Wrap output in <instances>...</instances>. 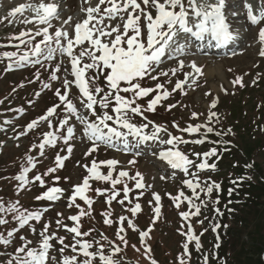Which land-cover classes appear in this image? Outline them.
Returning a JSON list of instances; mask_svg holds the SVG:
<instances>
[{
    "label": "rangeland",
    "instance_id": "obj_1",
    "mask_svg": "<svg viewBox=\"0 0 264 264\" xmlns=\"http://www.w3.org/2000/svg\"><path fill=\"white\" fill-rule=\"evenodd\" d=\"M40 2H32V4L38 5ZM98 2L99 0H60L56 5L62 7L63 13L70 15V21L75 22L76 18L84 11V9L83 11L80 9V5L87 9L89 6H96ZM249 2L252 3L254 11L264 7V0H226L225 12L230 13L228 17H234L232 15L234 12L238 13L235 15L236 17L229 18L233 34L236 37L233 40L234 47L232 50L226 53H216L214 48L196 49L181 39L179 43L185 45L186 54L176 58L166 55L162 58L156 72L153 73L159 76V81L151 80L148 77H145L143 81L145 87H154L157 82L163 83L171 95L167 100H162L157 105L155 112H145L144 117L147 119L142 116H132L131 118V122L137 125L147 123L149 120L155 124L164 125L173 135H182L184 139L191 141L202 137L199 133L195 135L181 133L174 127V124H178L180 128H185L189 124L208 123L210 113L215 112L217 114L218 119L213 117L209 124L214 132L203 137L204 143L180 144L179 148L193 160L197 159L194 153H200L202 158L203 153L216 148L218 156L212 157L218 159L220 158L219 149L230 150L231 154H235V158L239 161L229 162L227 164L228 169L222 167L212 177L206 176L204 172L207 170L191 168L190 172L198 173L201 185L204 181H214L220 185L218 190L214 189L211 197L200 194L199 200H195L192 190L185 183L187 179L192 177L181 169H173L166 161L159 158V153L167 150L171 147L170 145L161 144L159 141L138 144L135 138L130 136L128 149L124 148L122 140H115V146L101 143L97 151L87 155L93 144L84 136V125L75 116L70 118L69 125L65 126L63 130L59 128L60 121L68 115L63 106L58 108L55 115L50 118L51 128L47 121H42L37 128L29 131L27 129L29 123L38 120L42 115H46L47 109L59 103L55 90L61 89V80L65 76L73 81L70 98H73L74 101L78 98L79 90L75 85V78L63 71L65 67L70 68L66 55L56 52L52 59H47L44 54L38 57L30 56L29 60L23 64H14V61H9L3 57L4 52L13 50L10 48L21 43L12 37L19 35L22 31H31L34 34L38 27L35 29L29 24L21 23L23 17L6 19L7 14L21 4L14 2L15 5L7 9L0 3V203H4L5 208L17 204L20 211L25 213H43L41 221H29L28 225L21 228L13 213L0 209V219L9 221L7 225L0 224V237L8 238L10 241L7 245L0 244V264H9V261L17 255L18 247L29 240L32 241L29 247L38 249L39 232L44 223L50 222L49 232H55L57 237H66L65 243L72 244L74 242L73 234H69L66 229L58 227L56 224V221L61 219L57 213H63L64 224L69 227L73 226V222L68 217L78 214L79 210L75 206H68L70 203L69 196L74 186L82 183L83 178L88 175L84 165L90 167L93 160L100 162L110 159H116L120 162L114 176L120 170H126L130 175L140 172L147 187L145 190L136 189L135 181H126L129 188L132 189L129 194L132 205H129L128 201L121 205L118 201L123 198V184L117 185V191H120V195L109 207L106 203L108 192L105 195H99L95 189L110 191V183L91 180L92 190L88 191L87 195L94 200V203L90 210L91 215L81 219V231H90L91 235L83 239L100 241L104 245L106 255L112 254V244H109L108 241H113L119 245L122 251L115 256L119 264H151L149 254L144 251L145 244L141 242L139 237L140 231L149 229L151 231L146 240L147 245L151 248V259H154L157 264H179V257L184 252L183 244L186 241V236L181 235V233L187 231L189 224L194 228L195 234L199 236L202 247L197 251L195 242L190 243L191 257L186 258L187 264H204L205 256H207V264H243L242 250L245 247H254L257 243L264 252V195L260 200L261 206L258 210L255 211L248 207L245 210L247 214L243 213L244 210L241 209L229 210L230 214L226 221L223 220L224 212L222 210H219V213L216 211L220 206L219 203L215 202L219 201L220 191L227 186L226 183H229L227 186L229 190L226 192L228 195L224 202L225 206L231 204L228 197L236 189L235 186H230L235 185L230 183V180L235 179L234 165L239 164V162L241 165L244 163V159H241L242 152L239 150L246 149L245 147L248 145L253 147L258 140L264 139V57L259 55L261 44L258 40L259 28L264 27V23L253 25L248 20L246 5ZM72 5H75L73 9ZM24 14L25 17L35 19L34 13L31 11H25ZM58 21L55 25L56 28L54 30L50 28L49 32L54 34L55 30L62 29L71 35L68 28L70 24L65 23L62 18ZM116 22L118 21L112 23ZM39 28H43V26ZM184 37H186L185 34ZM28 38L25 37L24 39ZM41 40L42 36H36L30 44L21 43L23 48L18 55L30 52L32 47ZM84 59L87 60V57ZM180 59L184 60L183 69H179L178 62ZM37 60L39 63H35ZM193 61L202 69V74L188 77L183 91H172L177 81L185 80V73L193 71L190 66ZM9 63H12L11 69L7 67ZM57 65H60L62 69L60 73H57L61 79L52 81L50 77ZM216 66H221L222 74L220 76L216 73L210 74V71ZM172 69H177L175 75L172 74ZM161 72H168V76L160 75ZM34 77L37 81L32 79L33 84H30L29 78ZM237 77H242L243 87L240 84H233ZM45 83L52 85V87L45 88ZM100 83L103 86L106 82L101 79ZM123 95L130 96L131 94ZM155 95V92L151 93L148 97L139 100L138 103L146 107L147 102ZM214 101L216 107L212 108L211 105ZM173 104L176 107L169 110L168 106ZM112 106L114 105H110L109 114L114 115L111 112ZM21 109L23 111H20ZM78 110L82 116L86 115L90 120H95L91 112L80 107L79 104ZM96 111L98 114L102 111L99 105L96 106ZM193 112L198 114V118H192ZM109 125L117 127L120 131H127L119 128L114 121H109ZM68 126L74 128V138L70 141L73 151L70 156L66 151L67 145L64 144L63 139L57 140L54 147L46 145L44 155L41 156L37 145L43 142L44 134L54 132L66 136ZM151 130V126H149L146 131L150 133ZM203 131L204 129H201V132ZM216 132H220L221 135H216ZM17 137L19 138L17 139ZM161 138L167 139L168 137L161 133ZM57 155L68 157L64 160L63 168H58L55 173L45 175L50 167L56 166L55 157ZM28 156H31L36 162L34 169L27 163ZM253 158L255 162L263 163L264 148L254 152ZM132 160L136 162L130 164L129 162ZM250 163L253 161L251 160ZM25 167L30 169L28 183L26 186H21L16 177L23 173ZM251 167L247 168L250 169ZM100 170L107 174V167L101 166ZM36 175L43 176L45 186H41L38 181L34 180ZM162 176L165 179H161ZM56 177L60 179L57 181ZM48 187L62 188L64 190L63 195L55 201L37 200L36 197L45 192ZM141 192H143L142 195ZM180 192H183L185 197H192L195 203L201 205L199 216L190 217L188 221L183 220L180 213L194 211V209H191L187 200L183 198L181 201L174 202L173 197L178 196ZM154 194L160 195L159 204L155 202ZM76 203L88 210L87 205L79 198H77ZM135 203H140L142 210L133 216L127 209L134 206ZM177 203L180 205L179 208L176 206ZM156 207L160 208L158 216L155 212ZM239 211H241L240 214H236ZM104 212L111 213V216L107 217L113 220L111 226L104 223L106 218L102 215ZM231 213H235L236 216H232ZM121 216L132 220L138 229L134 231L128 228L127 221H125L126 232L122 235L126 236L127 246L121 244L116 236ZM244 217L248 218L246 224ZM200 220H203V224L198 223ZM217 225L218 227H215ZM33 227L36 229L35 233L31 231ZM214 227L215 230H213ZM9 231L14 232L12 237H8ZM102 235L106 236L108 240H103ZM21 237L26 239L21 240ZM52 243L53 248L50 250L49 264H53L52 257H55L56 260L62 259L59 252L62 245L59 244L58 240H53ZM92 250L94 251L95 248ZM63 255H72L71 249H67Z\"/></svg>",
    "mask_w": 264,
    "mask_h": 264
},
{
    "label": "snow or ice",
    "instance_id": "obj_2",
    "mask_svg": "<svg viewBox=\"0 0 264 264\" xmlns=\"http://www.w3.org/2000/svg\"><path fill=\"white\" fill-rule=\"evenodd\" d=\"M226 0H99L96 6H89L86 9V17L75 24L74 35H70L67 31L62 29L55 30L54 34L49 32L52 27V20L58 18V6L55 3H45L43 0L38 5L32 3L21 4L9 13L11 17L17 15L23 17L21 23H33L32 17H25V11L34 13L35 22L38 25H45L43 28H37L33 34L31 31H22L19 35L12 37V39L19 40L21 43L27 45L36 36H42V40L32 47L30 52H25L23 55H18L16 52H4L2 55L9 61H14L18 64H23L29 60L30 56H40L44 54L47 59H52L56 52L66 55L70 63V68L65 67L64 72L69 76L75 78V85L78 88V98L74 101L70 98L71 85L73 81L65 76L61 80V89L55 90V95L59 98V103L47 109L46 115H42L38 120H33L27 125L29 131L38 127L40 122L47 121L51 128L52 124L50 118L55 115L57 109L63 106L68 113L64 119L59 123V128L63 130L65 126L69 125V120L75 116L77 120L84 125V136L93 144L92 149L87 153L91 155L92 152L97 151L99 145L104 143L108 146H115V140H122L125 149L130 147L129 137H133L136 143H147L149 141H159L161 144L170 145L167 150L159 153V158L166 161L173 169H181L184 173L189 174L192 178L187 179L185 183L187 187L192 190L195 200L200 199V194H205L211 197L214 189H219L220 185L216 182L204 181L203 185L198 178V173L190 172V169L195 167L198 170L212 169L215 170V164H209L208 158L217 155V149L213 148L208 152L202 154L194 153L196 160L190 159L188 154L181 151L180 144H202L207 134L213 133L214 129L209 126L213 117H217L215 112H211L208 117V123L189 124L185 128H180L178 124L174 127L181 133H189L195 135L199 133L202 138L193 139L191 141L184 139L182 135H173L167 130L164 125L155 124L153 121H147L137 125L131 122L132 116L144 117L145 112H155L157 105L162 100H167L171 92L167 89L165 84L157 82L154 87L143 86L145 77L154 81H159V76L154 75L157 67L162 62V58L166 55L171 58L186 54L185 45L179 43L184 39V34H190L197 38H203L206 34L211 37L218 44H227L233 41L236 37L233 34L232 26L229 22L228 15L225 13ZM246 16L253 25H260L264 23V7L254 11L251 2L246 5ZM154 10V14H153ZM233 16L238 13H232ZM7 19V17H6ZM113 21H118L112 23ZM143 21V23H142ZM25 37L30 39L25 40ZM258 40L261 44L259 55L264 57V27L259 28ZM19 47V45H17ZM87 57V60L84 58ZM39 63V60L35 61ZM179 69H183L184 60H179ZM192 72L185 73V80L177 81L172 91H183L184 85L187 83L188 77H195L202 74V69L197 66L195 61L191 63ZM8 69L12 68V63L7 65ZM61 66L57 65L55 71L51 74V80H60L57 73L61 72ZM172 74L175 75L177 69H172ZM160 75L168 76V72H161ZM39 79V76H37ZM103 79V86L100 81ZM171 83V81H168ZM233 84H240L243 87L242 77H237ZM45 88H51L52 85L45 83ZM156 93L152 99L147 102L146 107L138 103L139 100L148 97L151 93ZM123 94H131L126 96ZM84 107L89 110L95 120H90L86 115L82 116L78 110ZM99 105L102 110L99 114L96 111V106ZM110 105L111 112L109 114ZM176 107V105H169L168 108ZM216 107L214 101L211 105ZM20 111H23L22 109ZM192 118H198V114L193 112ZM147 119V117H144ZM109 121H114L121 129L127 131H120L117 127L109 125ZM151 126V132L146 131ZM201 129H204L201 132ZM231 130L229 129V132ZM161 133H164L168 138L162 139ZM216 135H221L216 132ZM23 135V133H21ZM19 137H17L18 139ZM74 138V128L67 127L66 136L58 135L54 132H47L43 136V142L39 143L37 147L40 150V155H44L45 146H55L57 140L63 139L64 144L67 145V153L73 151L70 141ZM226 143V142H225ZM66 156L57 155L55 157L54 167H50L45 175L55 173L58 168H63ZM199 161V162H197ZM136 161L132 160L129 163L134 164ZM27 163L34 169L36 162L31 156H28ZM120 162L116 159H110L97 162L93 160L91 166L84 165L87 169L88 175L83 178L82 183L74 186V189L69 196V207L75 206L79 211L76 215L68 217L73 222V226L69 227L64 224L62 219L63 213H57L58 219L56 224L58 227L66 229L69 234H73L74 242L66 244V237H57L55 232H49L51 223H44L42 230L39 232L40 243L39 248H30L32 241H27L22 246L18 247L17 255L9 264H49L50 250L53 248V240H58L62 247L59 248L62 259L56 260L52 257L53 264H119L115 256L122 251L121 247L113 241H108L112 244V254L106 255L104 245L100 241H89L83 239L90 236V231H81V219L84 216L91 215L92 205L94 200L91 199L87 192L92 190L90 184L91 180L103 181L110 183L111 190L95 189L99 195H107L106 203L111 206L112 202L120 195L117 191V185L123 184V198L118 201L119 204L124 205L128 201L132 205V200L129 194L132 191L126 181H135V188L145 190L144 177L140 172L135 175H130L126 170H120L116 173L117 165ZM101 166L107 167V174L101 172ZM251 167V165H247ZM30 169L25 167L23 173L16 177L21 186H26L28 183V173ZM57 181L59 177L55 178ZM165 179V177H161ZM35 181H38L41 186H45V181L42 175H36ZM236 183V181H233ZM199 190V191H197ZM64 190L60 187H48L45 192L36 197L37 200L55 201L63 195ZM143 192H141V195ZM77 198L82 200L87 205L85 210L76 203ZM181 198L187 200L188 205L194 211H185L180 213L183 220L188 221L190 217L199 216L201 213V205L195 203L192 197H185L183 192L176 197H173L174 202L181 201ZM139 199V197H137ZM154 200L159 204L161 197L159 194H154ZM219 203V201H215ZM179 208V203L176 204ZM0 209L6 212L13 213L16 221L20 227L29 224V221H41L43 213L41 212H22L17 204H13L9 208H5L4 203H0ZM133 216L142 210L140 203H135L127 209ZM219 213V209L216 210ZM155 212L157 216L160 214V208L156 207ZM104 223L108 226L113 224L110 212H104ZM222 215V213H221ZM127 221L128 228L136 231V225L127 217L121 216L119 218V230L116 233L120 243L127 246L128 241L125 235L124 227ZM7 219H0V224L7 225ZM203 224V220L198 221ZM215 227H218L215 226ZM215 227L213 230H215ZM35 233L36 229H31ZM151 229L147 231H140L139 237L141 242L145 244V253L149 254L151 264H157L154 259H151V248L147 245L146 238L149 237ZM8 237H12L14 232L9 231ZM181 235L186 236V241L183 244L184 252L179 257V264H187V259L191 257L189 245L195 242V248L199 251L202 247L199 236L195 234L194 228L191 224L188 225L187 231L182 232ZM25 240V237H21ZM103 240H108L106 236L102 235ZM10 241L8 238L0 237V244L7 245ZM134 247V246H133ZM219 247V245H217ZM71 249L72 255H63L67 249ZM95 248L93 251L92 249ZM23 254V255H20ZM83 257V259H80ZM204 264H207V256L204 257Z\"/></svg>",
    "mask_w": 264,
    "mask_h": 264
},
{
    "label": "trees",
    "instance_id": "obj_3",
    "mask_svg": "<svg viewBox=\"0 0 264 264\" xmlns=\"http://www.w3.org/2000/svg\"><path fill=\"white\" fill-rule=\"evenodd\" d=\"M17 45L10 48L13 50L6 52H16L19 54V52L23 48V45H20L19 47H17ZM32 79H35V82L37 81L36 77L29 78L30 84H33ZM245 148L246 149L244 150H239L240 152H242L241 159H244V163H242L241 165L239 162V164L236 163V165H234L235 179L230 180V183L235 184L230 186L236 187L235 192L231 193L228 197V199L231 200L230 205L225 206L224 202L225 197L228 195V193L226 192L229 190V187H227L229 183H226L227 186L220 191L219 210H222L224 212V221H226V218L230 214L229 210L241 209L244 210L243 213H246L245 210H247L248 207H251L256 211L261 206L260 200L264 195V162L261 164L257 163L255 162V159L253 157L254 152L264 148V139L258 140L253 147L251 145H248ZM219 150L220 158L214 159L213 157H210L208 159V163L215 164L216 168L215 170L206 169L207 171H205L204 173L207 177H212V175L217 173L216 171H218L222 167L228 169L227 164L229 162H233L235 160L236 162L239 161L235 158V154H231L230 150ZM251 160L253 161V163H250ZM247 165H251L252 167L248 169ZM233 181H236V183H233ZM240 212L241 211L236 214H240ZM236 214L231 213L232 216H236ZM243 219L245 220L246 224L248 222V218L244 217ZM242 257L243 264H264L263 248L260 247L258 243L254 247H245L242 250Z\"/></svg>",
    "mask_w": 264,
    "mask_h": 264
},
{
    "label": "bare ground",
    "instance_id": "obj_4",
    "mask_svg": "<svg viewBox=\"0 0 264 264\" xmlns=\"http://www.w3.org/2000/svg\"><path fill=\"white\" fill-rule=\"evenodd\" d=\"M41 0H2V1H0V3H1V5L3 6V7H5V8H11L12 7V5H15L14 4V2H16V4H28V3H32V2H40ZM58 1H60V0H43V2H45V3H55V4H57L58 3ZM75 7V5L73 6L72 5V9ZM80 7V9L83 11V9H84V11L82 12V14L81 15H79L76 19V21L74 22V21H70V15L69 14H65V13H63V9H62V7H59L58 8V11H59V15H58V18H56V19H53L52 20V27H51V29H55L56 27H55V25H56V23H57V21L58 20H60L61 18L63 19V21H65V23L66 22H68L70 25H69V30H70V33H71V35H74V26H75V24L76 23H78V22H81L82 20H83V18H84V16L86 15V9L85 8H83V5H80L79 6ZM76 8H78V7H76ZM75 8V9H76ZM77 10V9H76ZM80 10V11H81ZM10 13V12H9ZM9 13L7 14V19H9V18H20L21 16H19V15H17V16H15V17H11L10 15H9ZM24 16H26L25 14H23ZM77 15V14H76ZM59 22V21H58ZM230 22V21H229ZM29 25H31L33 28L35 27V29L38 27H40V26H43V27H45V25H38L36 22H35V19L33 20V23H31V24H29ZM68 26V25H67ZM50 29V28H49ZM187 37V36H186ZM28 39H30V38H28ZM210 48V46H204V49H209ZM213 73H216V74H219V76L222 74V69H221V66H216L215 68H213L211 71H210V74H212L213 75Z\"/></svg>",
    "mask_w": 264,
    "mask_h": 264
}]
</instances>
